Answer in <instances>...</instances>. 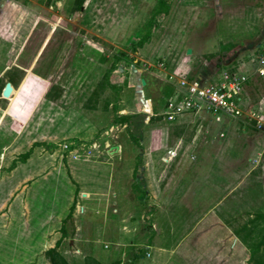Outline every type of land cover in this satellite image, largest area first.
I'll list each match as a JSON object with an SVG mask.
<instances>
[{"label": "rangeland", "instance_id": "1", "mask_svg": "<svg viewBox=\"0 0 264 264\" xmlns=\"http://www.w3.org/2000/svg\"><path fill=\"white\" fill-rule=\"evenodd\" d=\"M156 1L0 0V264H50L59 238L68 264H264V80L242 95L260 123L150 117L179 58L215 76L255 30L233 45L207 11ZM122 156L144 170L117 182Z\"/></svg>", "mask_w": 264, "mask_h": 264}, {"label": "built area", "instance_id": "2", "mask_svg": "<svg viewBox=\"0 0 264 264\" xmlns=\"http://www.w3.org/2000/svg\"><path fill=\"white\" fill-rule=\"evenodd\" d=\"M259 48V47H258ZM254 48L243 59L231 64L215 76L195 77L187 72L173 70L169 79L174 81L172 92L163 110L150 117L167 123H180L184 118H194L199 125L204 122L222 123L247 118L260 123L252 111L243 106L242 95L252 77L264 80V46L259 52ZM150 118L148 117V121ZM224 134L220 133V137Z\"/></svg>", "mask_w": 264, "mask_h": 264}, {"label": "crops", "instance_id": "3", "mask_svg": "<svg viewBox=\"0 0 264 264\" xmlns=\"http://www.w3.org/2000/svg\"><path fill=\"white\" fill-rule=\"evenodd\" d=\"M156 5H157L156 7H158V8L160 7V8H164V9L173 8L172 6L174 5L175 8H181L182 9V8L191 7L192 9L203 10L202 11L203 13H205L204 11H207V13H205L206 17H207L206 21H207L208 25L211 26V33L213 35H216L217 31L219 30L217 28V24H220L221 22H223V25L225 27H222V30H220V31L221 32L224 31L225 40L231 39V37L229 36L230 34H233L236 37V38L234 37L235 39H233V38L231 39L233 45L235 44V40L238 41V40L242 39L240 37H243L244 35H246L247 32L250 33L252 30H255L254 36L252 38H249V40L245 39V41H247L249 43L244 45L243 48H245L246 50H251V49L260 47L262 43L264 45V15L262 16V13L259 12L261 9H264V1L263 0H258L252 4L247 3L246 1H243V0H157ZM203 22H205V20ZM257 22H258V26L256 25ZM209 36L210 35H207L206 38H208ZM226 36H227V38H226ZM193 59L195 60L194 56L179 58L178 63L175 64V67L173 66L172 71L176 70V71H182V72L188 73V71L191 69L192 63H194ZM233 62L234 61L231 60V61H227L223 64L229 65V64H233ZM247 87H248V85L246 86V89H247ZM246 89H245V92H246ZM117 149H120V152H122V150H121L122 147H120V148L116 147V152L119 153V151H117ZM119 159H123V160H120L121 162L119 164V169H118L119 171H118L117 175L115 174V178H116L117 182L118 181H124L126 179L131 178L130 176L126 177V176H123L124 174H121V170H123V169H126V168L131 169L130 170L131 176L137 170V168L139 171L141 170V168H142V170H144V166L141 168L136 167V166L134 167V165L131 164L130 161L125 162V157H123V156ZM130 165H131V167H130ZM143 172L141 173L142 176H140V178L143 177ZM136 179L137 178L135 177V180ZM134 187H135V184H134ZM88 227H89V230L92 228V230H94V232L97 233V235L95 236V239H93V241H92V243L96 244L97 242H99L98 241V235L102 236V234L104 233L102 230L104 227L102 224H94L93 226H88ZM100 229L102 230L101 232H100ZM76 231H77V229H76ZM61 239L64 240L65 238L63 237ZM59 240H60V238L57 241H59ZM68 242L71 243L73 241L68 240ZM129 243H131V242H129ZM111 244H113L115 247H118V246L120 247L122 245V244H118V243H111ZM132 245L133 244L131 243V246ZM77 252L81 253L80 250H77ZM120 252L121 251L119 250L118 253L120 254ZM123 254L125 255V252L122 253V256H124ZM102 255H104V254L98 250H94V249L91 250L90 256L93 259H95V261H97L98 263L107 264V263H110L112 261V259H110L111 256H107L106 258H104V256H102ZM122 259L123 258H121V259L117 258L114 261L120 262L119 264H124Z\"/></svg>", "mask_w": 264, "mask_h": 264}, {"label": "trees", "instance_id": "4", "mask_svg": "<svg viewBox=\"0 0 264 264\" xmlns=\"http://www.w3.org/2000/svg\"><path fill=\"white\" fill-rule=\"evenodd\" d=\"M84 2L85 0H73V5H74L75 10L76 11L81 10ZM116 121L118 124H126L128 121V118H126V116H121ZM63 237H65V231L64 229L61 228V238ZM59 243H60V240L56 241L55 246L53 248H50L46 252V255L48 257L50 264H68L65 258L55 251ZM91 264H100V263L96 261H92ZM115 264H119V262H115Z\"/></svg>", "mask_w": 264, "mask_h": 264}, {"label": "water", "instance_id": "5", "mask_svg": "<svg viewBox=\"0 0 264 264\" xmlns=\"http://www.w3.org/2000/svg\"><path fill=\"white\" fill-rule=\"evenodd\" d=\"M191 53V50L188 49L186 51V54L189 55ZM12 86L10 83H6L5 86H4V89L2 91V97H5V98H9L11 93H12Z\"/></svg>", "mask_w": 264, "mask_h": 264}, {"label": "bare ground", "instance_id": "6", "mask_svg": "<svg viewBox=\"0 0 264 264\" xmlns=\"http://www.w3.org/2000/svg\"><path fill=\"white\" fill-rule=\"evenodd\" d=\"M146 111V110H145ZM149 111V110H148ZM146 113H148V112H146Z\"/></svg>", "mask_w": 264, "mask_h": 264}]
</instances>
